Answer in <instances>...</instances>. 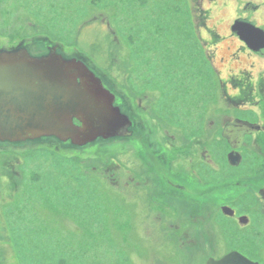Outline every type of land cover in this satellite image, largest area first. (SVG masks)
Returning <instances> with one entry per match:
<instances>
[{"label":"rangeland","instance_id":"374dc122","mask_svg":"<svg viewBox=\"0 0 264 264\" xmlns=\"http://www.w3.org/2000/svg\"><path fill=\"white\" fill-rule=\"evenodd\" d=\"M249 3L257 9L241 11ZM241 14L264 27V0H0V44L23 43L34 54L60 44L120 92L124 87L153 102L138 124L156 144L164 136L183 145L168 156L182 161L180 167L196 169L192 153L199 145H189L200 139L207 154L202 171L247 179L262 169L252 141L247 138L242 162L232 166L220 135L226 118L247 121L261 112L260 105L234 107L223 95L232 73L245 69L256 80L264 71V57L237 47L230 30ZM202 107L205 116L198 119ZM160 115L170 122L157 128ZM131 146L115 140L75 148L43 138L4 149L0 264H206L231 250L264 264V216L256 197L246 193L237 204L240 214L253 215L247 226L217 206L197 216L134 175L140 162ZM128 175L137 183L125 185ZM186 230L193 238L188 243L182 242ZM201 230L213 241L200 237Z\"/></svg>","mask_w":264,"mask_h":264},{"label":"water","instance_id":"95a60500","mask_svg":"<svg viewBox=\"0 0 264 264\" xmlns=\"http://www.w3.org/2000/svg\"><path fill=\"white\" fill-rule=\"evenodd\" d=\"M232 31L255 52L264 49V30L246 19H237ZM115 95L83 60L66 57L57 46L34 55L25 46L0 48V141L14 143L55 137L84 147L98 138L131 135L132 121L114 104ZM247 126H255L242 121ZM242 154L232 150L228 162L237 166ZM222 211L234 215L223 206ZM243 219V218H241ZM206 264H259L232 250Z\"/></svg>","mask_w":264,"mask_h":264},{"label":"flooded vegetation","instance_id":"af4514ba","mask_svg":"<svg viewBox=\"0 0 264 264\" xmlns=\"http://www.w3.org/2000/svg\"><path fill=\"white\" fill-rule=\"evenodd\" d=\"M199 6L201 7V5ZM249 9V5H247L245 9L241 11L247 13ZM256 9L257 7L255 10ZM204 12L206 13L204 15L206 17L207 12ZM204 16L201 17V20L204 23L203 25H206L208 17L204 20ZM239 17L246 18V20L249 21L251 20V18H248L244 14L243 16L241 14ZM260 28L264 30V27ZM230 30L232 31V25H230ZM232 33L236 36L235 40L239 43L237 47L242 46L264 57V49L262 53L255 52L250 48L247 42H245L241 35L234 32ZM0 47L9 48L1 44ZM57 48L59 51L61 50L59 47ZM42 52H44V50L38 53ZM101 79L104 86L115 94V104L120 106L121 110L127 114L132 121V125L130 126L131 135L122 137L121 141L133 144L131 147H133L134 156L137 157L140 162V170L135 172L134 175H143L146 181L154 187V191L158 192L157 194H167L169 197L172 196L176 198L182 203L184 208L194 209L197 216L199 213H203L205 209L213 206H217L219 209H222L223 206H230L234 209L235 214L232 216L224 214V216L230 217L241 226L250 225L253 221V215L251 214L250 216L246 213L240 214L237 210L239 200L246 193H251L252 196L256 197V211L259 210L261 215L264 216V71L261 72L259 77L255 80L248 70L243 69L237 73H232L223 84L224 99L234 107H244L243 109H246L247 106L260 105L261 112L258 115H249L251 119H248L249 122L254 123L255 126H247L242 123L243 120L226 118L220 133L226 144L230 147V151L236 150L241 152L243 158L244 145L247 138H250V142L252 141V146L256 152L257 158L260 159V162L262 160V169L254 175H249L247 179L227 175L228 178L222 180L221 175L217 178V175H207L205 171H202L207 154L204 141L200 139L194 140L193 144L189 145L191 148L194 147L193 145H199V148L192 153L194 155L193 167L196 169L189 171L186 168L180 167L183 164L182 161L175 163V161H172L168 156L171 154L172 148L177 149L183 145L174 144L171 139H165L164 136H162L163 138L158 140L156 144L155 141L147 137L146 130L138 124V119L142 116V113H144L143 111H147L151 108L154 105L152 104L153 102H145L146 99L143 96L132 94L124 87H121L120 92L105 77L101 76ZM205 111V108L202 107L197 118L203 119ZM167 117L168 116L160 115L155 126L160 128V125H158L159 122H170ZM163 130L165 134L168 135L166 128ZM100 141L101 140H97L96 142ZM27 143L33 142H25L22 144ZM14 145L18 146L19 144L0 141V153L4 152V149L11 150ZM180 158L182 159V155H180ZM5 164L9 169L15 167L13 163ZM215 165H217L216 162ZM6 174L7 172L5 175ZM134 175H128L130 178L125 182V185H129L133 180L137 183ZM234 205H237L235 206L236 208L233 207ZM203 235L209 238V242H212L214 239L213 235L205 234L201 230L200 237ZM182 238V242L186 241L187 243L190 239H193L190 237V232L187 230Z\"/></svg>","mask_w":264,"mask_h":264},{"label":"trees","instance_id":"16d2710c","mask_svg":"<svg viewBox=\"0 0 264 264\" xmlns=\"http://www.w3.org/2000/svg\"><path fill=\"white\" fill-rule=\"evenodd\" d=\"M263 54H264V52H263ZM226 143V142H225ZM9 229L10 228H8V231H9ZM35 234H40V232L39 231H35Z\"/></svg>","mask_w":264,"mask_h":264}]
</instances>
